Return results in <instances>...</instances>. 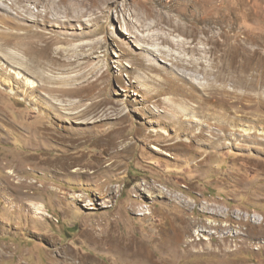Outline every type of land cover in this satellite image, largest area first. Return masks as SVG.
<instances>
[{
	"label": "rangeland",
	"instance_id": "obj_1",
	"mask_svg": "<svg viewBox=\"0 0 264 264\" xmlns=\"http://www.w3.org/2000/svg\"><path fill=\"white\" fill-rule=\"evenodd\" d=\"M114 1L0 0V264H137L117 254L129 247L156 264H264V237L241 236L264 233V0ZM89 85L82 102L105 98L122 112L79 122L34 109ZM117 133L131 142L124 154L109 153ZM64 156L77 174L46 166ZM30 201L40 214L19 207ZM182 213L222 232L190 235L198 253L167 263L145 234Z\"/></svg>",
	"mask_w": 264,
	"mask_h": 264
},
{
	"label": "bare ground",
	"instance_id": "obj_2",
	"mask_svg": "<svg viewBox=\"0 0 264 264\" xmlns=\"http://www.w3.org/2000/svg\"><path fill=\"white\" fill-rule=\"evenodd\" d=\"M114 3H116V0L114 1ZM173 21H174V19L171 16L166 18V22L171 24V26H173V29H174L175 32L181 33V34L186 35V36L187 35H189V36L193 35V30H191V27H189V28H186V27L185 28H181L179 26V24L175 25L173 23ZM148 37H153V35H148ZM158 38H159V36H158ZM160 39H161L162 43H167V44H169V45H171L173 47H178V48L180 47L182 49H186L188 47L187 46L188 43H186V42H173L172 43L167 38H165L163 35L160 36ZM144 50L147 53L153 55V57H155V59H157L158 56L165 58V52L163 50H161V49H156V50L144 49ZM166 56H171V55H166ZM174 58L171 59V61L174 64H176V65H180L181 62L183 60H185V59H182L181 57H178V56H175ZM147 69H149L150 71H154V67L153 66H147ZM12 73L15 74V72H12ZM19 74L20 73H18V75ZM21 77L23 78V76H21ZM41 77L42 78H40V79H41L42 83L50 82V78H47V76L46 77L45 76H41ZM71 78L72 79H66L64 81L63 80L59 81L58 83H61L63 85L73 86L75 84L76 77H71ZM58 80H60V79H58ZM27 83L29 85L31 83V85H30L31 89L38 87V83H35L34 81L28 80ZM54 83H57V81L54 82ZM92 87H94V86L89 85L85 89H83V91H81V94H78V96H81L80 99H78V100L72 99V98H75V96H77L76 95L77 93L75 92L77 88L60 89V90H58L60 95H63V96H66V94L69 95V97L66 99V101L52 103V105H46V104L43 105L42 102H38V100H36V101H34L35 102L34 104L36 105L34 109L37 112H42L43 111V112H46L47 114H51L52 112H55V113L56 112H61V114H63L64 120H69V121L78 120L79 122H84V121H88V120L96 122L97 120H100L102 118H107L110 115V113H114L115 112V115H119V113L122 112L123 107H120L119 109H115L114 107H107L106 103H105V101H106L105 98H103V99H101L99 101V100H92L94 98V97H92L91 98V100H92L91 102H82L81 98L83 97V95L88 94L89 90H91ZM65 90H68L71 93H65L64 92ZM125 116L126 115L120 116V117L117 118V120L123 121V120H125L124 119ZM61 121L63 122V120H61ZM75 134H80V136L82 135L84 137L85 134H86V131H78ZM121 137H122L121 133H117L113 137L114 139L118 138L117 140L114 141V139H112V138H111L112 141H111V139L108 140L109 141L108 142L109 153H119V154L122 153V154H124L125 150L128 149L131 146V142H129V141L125 142L124 139H121ZM51 141H53V140H51ZM104 142H106V141H104ZM78 145H79V143L75 144L76 147H78ZM118 156H120V155H118ZM74 163H75L74 159H72V158H70L68 156H64L63 159H60V160L58 159V160L49 161V162L46 161V166L51 168L53 170V172H55L56 175L63 174V173L66 174L68 172L71 175V174H77L80 171L78 168H76L74 170L71 169V171L68 170L69 167L71 165H73ZM114 166H116L117 169L120 168V165H117V164L115 165L114 161L109 162L106 168H108V167H112L113 168ZM85 172H87V171H85ZM94 173L95 172H92V174H94ZM33 184H34V182L20 181L18 183V186L19 185H22V186L25 185V188L26 187L27 188H32ZM54 191L57 192V190H54ZM159 193H161V192H159ZM24 194H25L24 197L26 198V196H28V193L25 192ZM191 203H192L191 200H183V203H182L183 211L186 212V210H185V209H187L186 207H188V205L191 204ZM23 205H25V208L31 209V211L35 210L37 214L41 213L40 212V206H38L37 203H34L33 201L32 202L30 201L28 204L25 203V204L19 205V207L22 208ZM137 209L139 211L142 208L138 207ZM200 209L204 213L212 214V217L214 219H215V217L219 218L221 216H224V212H225V211H222L221 209H217V208H214L213 210H212V208L209 209L204 204H202L200 206ZM145 214H149V213L139 212V215H143L144 216ZM209 218L210 217H205L204 225L199 224V226H197V225H194L193 222L187 217V214L182 213L179 216L173 217V219H171V222L168 221L167 224L165 223L159 229L151 230V232L146 233L145 235H146L147 238H150V236L152 234H154L153 241L155 243H153V244H155V246L158 247L157 249L160 252L159 256H161V257H162V255L165 256L164 260H166L167 263L172 261V260H176L177 261V259H179L181 257H184V256H187V257L190 256L191 257L192 254H197L198 253L194 249H192V240L188 239L190 235L191 236H196V235L201 236L200 234L202 232L204 234V232H208L211 228H215L219 232H222V228L220 227V225L217 224V223H214V221L210 220L211 218L210 219ZM255 218H257V219H255ZM254 220L259 221V217L258 216H253V221ZM215 234L216 233H214V235ZM221 234H223V233H221ZM242 235H244L245 240H247V239L248 240L249 239L250 240L251 239L255 240V239H258L260 237H264V233L256 232V231H253V230H250V229L249 230L245 229L244 232L241 234V236ZM222 237L224 238V236H222ZM199 241H200V239H199ZM223 241H221V242H223ZM217 242H218V240H217ZM129 248H118V250H117L118 253L117 254H120L119 256H120L121 259H123V260H128V259L129 260H133L137 264H138V262H144L145 264H156V263L153 262L154 258L152 260L151 254L148 253L143 248H139V249H136V250H132V248H130V249ZM240 248L242 249V246ZM261 249L264 250V241L261 243V245L258 246V250H261ZM201 251L204 254H207L208 252L210 253L213 250L211 251V249H207V248L203 247L202 250H200L199 252H201ZM215 251H217V250H215ZM229 252H231V251H230V249H228V246L225 247V250L223 251V254L226 256L227 253H229ZM231 253H233V252H231ZM214 254L218 255V254H221V252H220V250H218ZM216 255H214V256H216Z\"/></svg>",
	"mask_w": 264,
	"mask_h": 264
}]
</instances>
